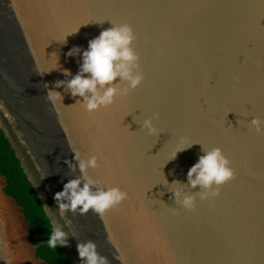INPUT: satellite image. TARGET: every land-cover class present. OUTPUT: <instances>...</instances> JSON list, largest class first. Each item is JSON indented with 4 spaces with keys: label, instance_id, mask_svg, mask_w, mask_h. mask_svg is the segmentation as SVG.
<instances>
[{
    "label": "water",
    "instance_id": "1",
    "mask_svg": "<svg viewBox=\"0 0 264 264\" xmlns=\"http://www.w3.org/2000/svg\"><path fill=\"white\" fill-rule=\"evenodd\" d=\"M120 24L133 30L143 79L88 114L54 85L79 71L70 50ZM253 118L264 121V0H0V128L72 264L87 241L108 264H264V130ZM215 148L234 179L201 201L187 173ZM76 153L97 155L98 168L82 175ZM77 178L128 198L103 217L62 216L54 195Z\"/></svg>",
    "mask_w": 264,
    "mask_h": 264
},
{
    "label": "clouds",
    "instance_id": "2",
    "mask_svg": "<svg viewBox=\"0 0 264 264\" xmlns=\"http://www.w3.org/2000/svg\"><path fill=\"white\" fill-rule=\"evenodd\" d=\"M134 38L132 28L127 24H120L102 31L99 36L90 40L87 50L82 53L79 48H73L67 55L70 57L81 55L79 71L70 80L57 82L54 88H63L72 97L79 98L78 103L88 114L109 108L117 97H123L129 91L136 89L143 79L138 70L139 58L132 48ZM64 75L69 76L71 73L66 70ZM117 80L123 81L126 87L120 89L114 86V82ZM47 97L53 104L57 100L62 101L63 99L61 93L55 90H48ZM250 127L260 133L264 130V121L253 118L250 121ZM143 129L149 136L157 133L152 119L144 120ZM75 159L78 161L79 171L82 175H86L89 169L98 168L97 155L81 159L79 153H76ZM233 179L234 173L230 167V161L219 148L207 151L199 157L198 162L187 173L189 185L202 190L201 201L217 197L220 194L219 189ZM173 196L176 204L184 210H195L196 201L193 196L180 190H176ZM127 198L128 194L121 188L97 187V182L90 178L83 181L79 178L72 179L64 184L62 191L54 195V200L62 216L65 213L85 215L91 211L103 217L109 210L118 207ZM67 237V234L57 226L46 243L52 249L67 247ZM76 251L83 264H108L107 259L97 252V246L93 241L78 243Z\"/></svg>",
    "mask_w": 264,
    "mask_h": 264
},
{
    "label": "trees",
    "instance_id": "3",
    "mask_svg": "<svg viewBox=\"0 0 264 264\" xmlns=\"http://www.w3.org/2000/svg\"><path fill=\"white\" fill-rule=\"evenodd\" d=\"M0 178L4 182L3 195L19 209L27 224L28 241L35 259L44 264H72L63 247H48L46 241L54 231L53 227L1 128Z\"/></svg>",
    "mask_w": 264,
    "mask_h": 264
},
{
    "label": "rangeland",
    "instance_id": "4",
    "mask_svg": "<svg viewBox=\"0 0 264 264\" xmlns=\"http://www.w3.org/2000/svg\"><path fill=\"white\" fill-rule=\"evenodd\" d=\"M0 178V264H44L35 259L27 224L19 209L3 195Z\"/></svg>",
    "mask_w": 264,
    "mask_h": 264
}]
</instances>
